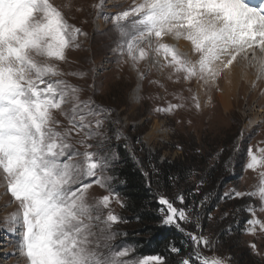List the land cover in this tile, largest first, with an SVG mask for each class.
Instances as JSON below:
<instances>
[{
  "label": "snow or ice",
  "instance_id": "6c2138e0",
  "mask_svg": "<svg viewBox=\"0 0 264 264\" xmlns=\"http://www.w3.org/2000/svg\"><path fill=\"white\" fill-rule=\"evenodd\" d=\"M109 19L134 62L145 59L149 51L162 53L170 57L167 66L183 73L184 80L196 78L205 87L209 81L215 84L246 50L264 54V0L255 6L249 0H142ZM80 34L81 29L69 25L49 0H0V173L11 202L18 204L5 222L10 225L9 233L18 237L17 248L26 264H128L121 259L129 255L127 248L109 250L106 255L99 251L109 247L107 242L116 235L112 226L121 222L110 210L111 201L123 206L105 179L96 178L104 163L97 153L75 151L69 143L73 131L83 133L85 139L101 135V117L106 112L92 101H81L78 88L55 79L61 73L48 62L65 60L66 47ZM168 35L190 41L198 59L193 61L188 54L161 43ZM190 100L189 111L202 112L198 96L192 94ZM65 104L71 105L68 111L62 108ZM184 107V103H168L154 111L168 115ZM53 110L60 111L71 128L60 131ZM259 151L262 155L258 157L248 150L246 169L264 166V148ZM260 175L264 178V172ZM89 177L108 190L94 203L86 197ZM244 195L235 190L225 193L228 198ZM259 199L264 211V187ZM177 200L185 203L183 195ZM157 203L162 206L161 225L185 232L182 223L189 221L188 210L164 196ZM103 209H109L106 216ZM248 211L254 215L255 208L250 206ZM246 223L264 231V221L258 218ZM248 231L255 234L256 229ZM185 234L193 253L181 264H223L220 258L200 253V245L211 247L207 238ZM171 251L179 253L180 249L173 244ZM134 264L165 262L153 256Z\"/></svg>",
  "mask_w": 264,
  "mask_h": 264
},
{
  "label": "rangeland",
  "instance_id": "374dc122",
  "mask_svg": "<svg viewBox=\"0 0 264 264\" xmlns=\"http://www.w3.org/2000/svg\"><path fill=\"white\" fill-rule=\"evenodd\" d=\"M49 2L61 12L69 25L81 29L83 33L66 47L65 60L48 61L61 73L55 79L78 88L80 91L77 95L81 101H92L106 112L101 117V135L85 139L83 133L73 131L69 140L75 151L97 153L102 159L104 168L97 171L96 178L103 177L109 187L118 193V185L112 174L113 165L118 161V147L125 149L134 160L142 158L144 165L149 160V154L158 155L159 161L183 160L187 157H193L197 163L201 161L198 167L200 173L192 176V182L197 184L195 191L202 198L198 207L202 210L192 214L190 205L184 207L188 210L189 221L182 223L183 233L191 229L192 233L202 235L211 242L210 248L199 246L203 257L220 258L223 264H264V231L260 230L259 225L246 223L257 218L264 221L259 199V190L264 187V178L260 175L264 172V166L254 170L245 167L249 162L248 150L251 148L259 157L262 155L259 149L264 148V85L257 83L250 86L243 80L239 81L234 89L235 96L230 98V106L225 109L219 100V95L224 94L223 72L215 84L209 81V86L205 87L196 78L184 80L183 73H177L167 66L170 57L166 59L162 53L157 55L149 51L145 59L135 62L128 56L126 46L122 47L123 38L109 18L142 0ZM160 42L176 48L181 54H188L179 49L178 39L173 36H163ZM187 42L191 45L190 41ZM188 58L194 61L198 56L190 51ZM253 64L260 65L257 61ZM192 94H196L200 100L203 108L200 113L194 109L189 111ZM178 96L184 99H178ZM209 96L211 103L208 102ZM168 103H184L185 107L168 115L154 111ZM62 108L68 111L71 105L65 104ZM53 114L60 121V131L71 128L60 111L53 110ZM81 140L85 143L81 144ZM214 163L218 168L226 165L224 177L208 185L203 169ZM2 175L0 264H26L17 248L18 237L9 233L10 225L5 222L6 217L17 210L18 204L11 202L13 198L6 192ZM96 178L85 180L91 184L86 193L89 203L108 194L107 189L93 182ZM232 190L246 195L225 197V193ZM179 191L174 198L177 199L178 193H181ZM248 193L253 195L249 196ZM176 206L183 207L182 204ZM250 206L255 208L254 215L248 211ZM121 209V204L113 199L110 210L121 218V222L112 226L111 231L116 235L107 242L109 247H101L99 251L106 255L109 250L115 252L127 248L129 255L121 259L128 264L153 257L138 255L128 242L133 226L127 225ZM207 210L210 212L204 215ZM108 211L103 209V215L106 216ZM250 227H255V234H250ZM252 244L256 245L255 249L250 246Z\"/></svg>",
  "mask_w": 264,
  "mask_h": 264
},
{
  "label": "trees",
  "instance_id": "16d2710c",
  "mask_svg": "<svg viewBox=\"0 0 264 264\" xmlns=\"http://www.w3.org/2000/svg\"><path fill=\"white\" fill-rule=\"evenodd\" d=\"M116 154L118 161L113 165L112 174L123 202L121 214L127 225L133 226L128 242L140 256H159L164 258L165 264H181L184 258L192 255V243L185 233L175 227L161 225L162 213L159 209L162 206L157 201L159 196H164L179 206L174 196L180 190L178 194L183 195L185 201L183 207L190 205L192 214L202 210L198 207L202 198L195 191L197 184L192 182V176L200 173L198 167L201 161L197 163L193 157L159 161L158 155L149 154L145 166L142 158L134 160L125 149L118 147ZM225 167L218 168L214 163L203 169L208 185L224 177ZM208 212L210 210L204 215ZM192 232L191 229L187 231ZM173 244L180 249L179 253L171 251Z\"/></svg>",
  "mask_w": 264,
  "mask_h": 264
},
{
  "label": "bare ground",
  "instance_id": "6f19581e",
  "mask_svg": "<svg viewBox=\"0 0 264 264\" xmlns=\"http://www.w3.org/2000/svg\"><path fill=\"white\" fill-rule=\"evenodd\" d=\"M177 45L179 46V49L181 51H186L190 57V51H192L191 45L188 44V42L184 38L178 39ZM251 54L255 57L254 59L253 56L252 58H250ZM256 61L260 63V65L253 64ZM248 64H250V66ZM262 65H264V54L260 53L259 51L252 53L251 50H246L245 52L237 56V59L233 61V64L228 69H225L223 71L221 77H223L224 94L219 95V100L221 101L225 109L230 106V98L235 96L234 89L236 88L235 86H237L239 81L243 80L244 82L250 84V86L257 85V83H259V85H264V68H262ZM252 72H254V74ZM256 73L258 77L256 76ZM1 175L2 173H0V176ZM5 196L7 199L9 198V196Z\"/></svg>",
  "mask_w": 264,
  "mask_h": 264
}]
</instances>
